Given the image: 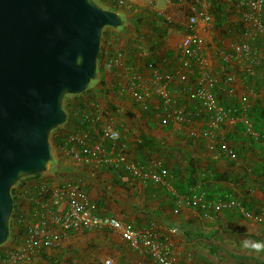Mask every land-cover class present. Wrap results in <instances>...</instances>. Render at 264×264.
I'll return each instance as SVG.
<instances>
[{"label": "crops", "instance_id": "obj_1", "mask_svg": "<svg viewBox=\"0 0 264 264\" xmlns=\"http://www.w3.org/2000/svg\"><path fill=\"white\" fill-rule=\"evenodd\" d=\"M101 1L124 17L123 24L103 28L96 79L64 99L66 121L53 135L62 144L53 145L50 169L16 187L18 206L0 250L22 245L36 219L35 206L51 198L58 186L74 182L100 215L151 230L156 240L170 246L174 264H264V253L244 246L245 241L264 242V227L243 217L239 207L214 210L186 203L193 192L204 190L206 199L231 197L251 212L264 206V31L252 24L239 0H128L122 6ZM193 7L209 19L202 20ZM190 15L197 16L202 62L193 60L185 67L180 42ZM260 15L264 21V8ZM241 42L248 43L253 60L232 49ZM181 73L185 82L206 87L219 104L238 107L250 129L230 117L210 125V112L203 108L195 114L201 104L183 92ZM156 74L165 79L174 104L191 112L187 121L161 122L159 97L143 94ZM103 127L118 132L127 160L148 172L163 170L161 179L134 176L123 164L77 160L69 150L80 148L68 140L72 134L89 146L100 143L106 153L114 151V144L102 137ZM223 145L236 157L230 158ZM23 190H31L26 207L21 205ZM47 222L58 230L49 215ZM106 259L113 264L151 262L147 252L131 247L115 230L79 228L53 246L38 247L24 264H103Z\"/></svg>", "mask_w": 264, "mask_h": 264}, {"label": "water", "instance_id": "obj_2", "mask_svg": "<svg viewBox=\"0 0 264 264\" xmlns=\"http://www.w3.org/2000/svg\"><path fill=\"white\" fill-rule=\"evenodd\" d=\"M122 24L96 0H0V245L12 186L50 169L64 96L96 79L102 30Z\"/></svg>", "mask_w": 264, "mask_h": 264}, {"label": "built area", "instance_id": "obj_3", "mask_svg": "<svg viewBox=\"0 0 264 264\" xmlns=\"http://www.w3.org/2000/svg\"><path fill=\"white\" fill-rule=\"evenodd\" d=\"M117 5L122 6L128 0H114ZM202 0H196L199 2ZM247 6L249 16L252 24L259 30L264 31V21L260 15V11L264 8V0H239ZM197 16L206 21L209 15L203 10L192 8ZM197 16L190 15L187 22V32L182 37L180 42V49L184 56L183 65L189 67L194 60L201 63V56L198 51L200 44V37L195 31L194 24ZM232 49L245 60H253L252 50L248 43L241 42L232 44ZM181 82H185L187 76L185 73L180 74ZM183 92H185L190 99L198 100L200 107L197 108L195 114L201 113V109H206L210 112V125H216L225 118L241 119L247 128L250 129L248 118L240 112L235 105L219 104L212 92L202 85H193L185 82ZM167 84L163 76L156 74L152 79L150 90L143 92L144 96L154 94L160 99L161 122L166 123L169 119L182 123L187 121L191 112L183 106L174 104V100L169 93ZM241 101L246 102V97L242 96ZM244 108V107H242ZM103 138L109 139L114 144V151L109 153L100 143H95L91 146L84 142L83 137L72 134L69 141L73 144H78L80 148L71 146L69 150L74 157L81 161H93L118 167L123 164L130 174L140 178L149 177L155 180H160L162 171L148 172L143 166L138 165L134 161L126 159L124 155V145L119 143V134L117 131L109 127H103L101 130ZM223 150L230 158L236 157V152L229 149L225 145ZM205 191L199 190L198 193L193 192L186 199V203L192 207L212 208L214 210H221L222 208H229L232 206L239 207L243 217L249 218L254 222L264 227V206L257 211H249L238 206L237 201L231 197H215L213 199L205 198ZM64 204V208L60 209V204ZM35 206L34 212L36 219L28 227L25 241L22 245L14 248L0 250V264H24L32 260V257L38 247H49L58 243L61 237L69 230L79 228H109L115 230L120 237L125 240L131 247L141 249L148 253L151 258L149 264H174V257L171 254V248L167 244L155 239L154 233L149 229H138L122 222L112 215L103 216L97 211V205L90 200L85 191L77 183H66L58 186L52 191L51 198L44 199L41 203ZM42 208V209H41ZM176 211V210H175ZM47 215H49L51 222L58 230H54L48 225ZM103 264H113L110 259L103 261Z\"/></svg>", "mask_w": 264, "mask_h": 264}, {"label": "trees", "instance_id": "obj_4", "mask_svg": "<svg viewBox=\"0 0 264 264\" xmlns=\"http://www.w3.org/2000/svg\"><path fill=\"white\" fill-rule=\"evenodd\" d=\"M99 4H102L101 2V0H96ZM68 95V94H67ZM66 97L64 96V99H65ZM59 126H57L56 128H54L53 130H56L57 128H58ZM52 130V131H53ZM52 144L54 145V146H56V145H58V146H60L61 144H62V142L60 141V137L58 136V137H52ZM42 173H39V174H34V175H31V176H27V178H30V177H37V176H40ZM24 178V177H23ZM23 178H21V179H23ZM26 178V177H25ZM21 179H19V180H21ZM11 195H12V198H13V208H12V213H11V217H10V220H9V228L11 227V220H12V218L14 217V215H15V212H16V209H17V206H18V197H17V195H16V188H15V186L13 187L12 186V188H11ZM31 190H23L22 191V194H23V198L21 199V205H23V206H28L29 205V200H25V198L27 199V197H28V192H30Z\"/></svg>", "mask_w": 264, "mask_h": 264}, {"label": "clouds", "instance_id": "obj_5", "mask_svg": "<svg viewBox=\"0 0 264 264\" xmlns=\"http://www.w3.org/2000/svg\"><path fill=\"white\" fill-rule=\"evenodd\" d=\"M245 248L256 254L264 253V242L261 241H245Z\"/></svg>", "mask_w": 264, "mask_h": 264}, {"label": "rangeland", "instance_id": "obj_6", "mask_svg": "<svg viewBox=\"0 0 264 264\" xmlns=\"http://www.w3.org/2000/svg\"><path fill=\"white\" fill-rule=\"evenodd\" d=\"M123 18H124V17H123ZM108 28H109V27H104V30H108ZM91 82H92V81H91ZM91 82H90V83H91ZM90 83H89V84H90ZM86 89H87V88H86ZM86 89H85V90H86ZM70 96H71L70 94L65 95L66 98H69ZM62 103H64V99H63V102H62ZM54 133H55V130L51 131L50 134H49V142H50V144H51L52 150H53V147H54L53 144H52V137H53ZM30 178H32V177H30ZM28 179H29V178H27V177L25 178V177H24L23 179L18 180V181L13 185V187L15 186V188H16L21 182H23L24 180H28Z\"/></svg>", "mask_w": 264, "mask_h": 264}]
</instances>
